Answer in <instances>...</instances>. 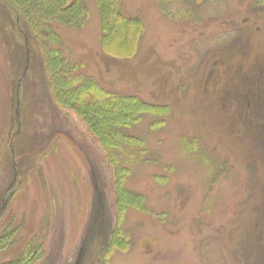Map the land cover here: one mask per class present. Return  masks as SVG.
<instances>
[{"label":"rangeland","instance_id":"1","mask_svg":"<svg viewBox=\"0 0 264 264\" xmlns=\"http://www.w3.org/2000/svg\"><path fill=\"white\" fill-rule=\"evenodd\" d=\"M84 2V25L53 24L47 43L102 88L168 108L154 131L156 115L129 130L148 139L126 182L142 205L119 214L106 152L58 103L21 8L0 0V234L15 230L0 264L37 244L34 264H264V112L250 121L225 77L228 64L243 83L259 75L264 1L118 0L140 21L129 56L124 37L103 44L99 6Z\"/></svg>","mask_w":264,"mask_h":264},{"label":"trees","instance_id":"2","mask_svg":"<svg viewBox=\"0 0 264 264\" xmlns=\"http://www.w3.org/2000/svg\"><path fill=\"white\" fill-rule=\"evenodd\" d=\"M14 1L21 8L23 17L40 40L58 103L76 112L85 122L115 169L120 193L119 214H125V210L129 207H140L143 197L132 193L126 187V182L132 172L133 160H139L142 157L140 155L148 152V139L145 136L132 134L129 130L145 117L156 115L158 119L149 125L154 131L164 124L163 118L168 108L151 104L135 95L102 88L92 76L76 74V67L71 69L61 51L47 43V41H60L53 24L76 29L84 25L88 13L84 0ZM117 2L118 0H96L105 32L102 40L103 44L111 46L116 44L114 41L117 37H124L123 43L116 44L117 49L124 56H129V53L133 52L137 34L140 32L139 26L135 24L140 21L124 17L119 10H116ZM146 161L148 159L143 162ZM14 233L15 230L0 234V250L7 248L12 242ZM116 233L117 229L114 235ZM114 242L115 240L111 242L112 246ZM43 253L42 244H37L33 248L27 246L18 258L1 264H34L42 259Z\"/></svg>","mask_w":264,"mask_h":264},{"label":"flooded vegetation","instance_id":"3","mask_svg":"<svg viewBox=\"0 0 264 264\" xmlns=\"http://www.w3.org/2000/svg\"><path fill=\"white\" fill-rule=\"evenodd\" d=\"M227 66H229L225 70V77L228 78L227 91L238 98L240 108L246 110V115L253 122L256 116L254 111L260 110L264 112V62L260 66L261 70L258 76L246 77L248 84L243 83L240 79V74L242 73L240 66L238 67L237 64H228ZM241 98L244 100L243 102ZM262 125L263 123L257 122L256 126L263 130Z\"/></svg>","mask_w":264,"mask_h":264}]
</instances>
